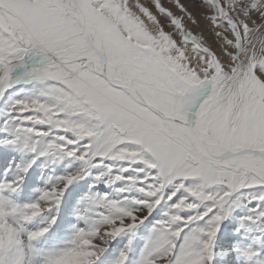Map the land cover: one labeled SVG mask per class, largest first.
<instances>
[{"label": "snow or ice", "instance_id": "snow-or-ice-1", "mask_svg": "<svg viewBox=\"0 0 264 264\" xmlns=\"http://www.w3.org/2000/svg\"><path fill=\"white\" fill-rule=\"evenodd\" d=\"M0 264H264V0H0Z\"/></svg>", "mask_w": 264, "mask_h": 264}]
</instances>
